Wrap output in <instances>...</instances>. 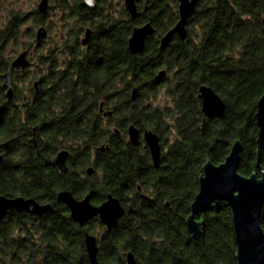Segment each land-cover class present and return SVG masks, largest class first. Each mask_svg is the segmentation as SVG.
<instances>
[{"label":"trees","instance_id":"16d2710c","mask_svg":"<svg viewBox=\"0 0 264 264\" xmlns=\"http://www.w3.org/2000/svg\"><path fill=\"white\" fill-rule=\"evenodd\" d=\"M169 1L151 0L153 8L161 9L163 13L171 10ZM31 14H37L36 8L30 13L13 10L10 19L0 27V38L4 39L7 33L12 39L17 38L21 25ZM92 15L98 16L97 19L91 16L98 31L95 50L98 45L102 49L92 52L91 82L81 87H69L64 96L74 97L71 102L61 104H74L75 107V104L84 106L82 104L89 101V114L85 115L80 106L73 107L74 113L65 117L46 115L56 102L50 92L45 95L44 108H33L41 111L40 116L35 114L27 118V134L31 133L30 126L41 122L45 133L42 135L51 146L48 153L65 142L61 138L63 135L99 143L109 133L100 127L94 109L98 98L110 99L117 92L129 97L135 84L139 94L146 96L158 93L165 85L163 88L171 98L170 106L147 108L143 115L144 120L165 136V142L170 139L165 155L167 164L155 184L157 195L155 199L138 201L135 209L128 212L109 234L101 250L100 264H126L122 257L125 250L134 252L138 264H237L233 214L225 200L214 202L209 210L197 214L202 221L200 239L192 236L186 217L199 189L203 163L208 157L215 163L223 161L237 138L243 142L239 172L251 175L254 170L261 175V168L257 166L255 112L264 91V0H202L189 23L190 34L194 37L187 41L176 39L164 51L157 47L153 38L142 51L129 49V35L134 24L142 22L141 16L134 20L110 12ZM175 20L172 15L170 19L155 18L154 22L158 30L167 31L177 22ZM35 33L33 24L27 32L29 39L22 46H31ZM162 66L172 71V75L166 77V84L155 78L156 71ZM203 83L211 85L223 97L226 102L223 116L208 118L204 115L198 96L199 86ZM116 149L117 145L113 144V150ZM110 159L107 168L111 179L120 175L122 167L126 172L123 183L133 178L143 180L141 171L135 172L140 170L138 167L118 161L116 155ZM262 166L264 168V147ZM146 178L143 181L149 186L151 180ZM11 184L8 190L16 191L14 186L19 183ZM46 186L52 188V185ZM24 192L35 194L36 190L28 185ZM28 220L24 215L13 216L12 231L15 222ZM261 222L264 227V206ZM4 234L5 231L0 230V264H8L11 253L17 261L26 257V263L36 264L39 254L36 244L24 246L13 238L10 247L4 246L1 243ZM78 251L77 246L74 254L78 255ZM57 264L91 263L83 260Z\"/></svg>","mask_w":264,"mask_h":264},{"label":"flooded vegetation","instance_id":"af4514ba","mask_svg":"<svg viewBox=\"0 0 264 264\" xmlns=\"http://www.w3.org/2000/svg\"><path fill=\"white\" fill-rule=\"evenodd\" d=\"M39 1L36 7L37 14L31 16L34 19L35 30L41 26L46 28L47 38H37L35 33L31 46L14 47L12 50L8 47L12 41L9 33L7 36L4 35V39L0 38V196L33 198L40 204H50V207L40 213L32 210L33 204L30 208L23 209L15 206L8 207L0 218V230L5 231L1 243L10 247L14 238L20 240L22 245L25 244L24 246L36 244L39 253L36 264L83 260L90 262L86 248V234L90 233L96 237L99 246L98 259L101 261V250L103 244L108 241L109 234L117 228L128 212L135 209L138 201L145 198L155 199L157 195L155 184L160 178V171L167 164L165 155L169 150L170 139L165 142V136L150 122L144 120L143 115L147 108L161 105H155L150 94L140 95L139 88L135 100L131 98V93L129 97H124L118 92L110 99L100 97L94 109L99 116L100 127L109 133L107 138L93 144L79 138L75 139L72 135H63L61 138L65 142L52 153H48L51 146L49 142H45L44 127L41 126V122L30 126L31 133L27 134V118L35 114L40 116L41 111L35 110L44 108L47 99L45 95L50 92H53L56 102L53 103L52 109L47 110L46 115L65 117L74 113V104L73 106L61 105L71 102L74 96L70 98L64 95L69 87L90 84L91 62L94 56L92 52L102 49L98 45L95 50L98 44V31L91 20L93 13L99 15L100 12H110L118 17L126 15L134 20L141 16L142 22L134 26L150 21L155 27V31L147 35L145 46L149 39H154L157 47L164 51L176 39L187 41L191 36L194 37L190 34L189 23L199 10L202 0L197 1L195 10L189 15L187 38L183 39L175 33L165 47L161 46V38L167 31L158 30L154 19H170L173 15L175 22L178 21L179 0L169 1L171 10L167 13H163L161 9H154L151 0H137L139 15L135 18L131 17L126 8L125 0H117L116 3L114 0H103L104 2L96 0L95 6L89 5L85 0H48V7L43 12L38 10ZM113 3L120 7L118 13L113 10ZM2 8L0 4V10ZM10 15L6 17L4 23L10 19ZM93 17L98 18L96 15ZM89 28L91 34L85 42L84 37ZM170 28L171 26L168 29ZM22 51H26L29 63L12 67L13 60ZM163 68L167 69V74L158 77L159 70ZM10 69V86L13 88V95L9 97L7 95L9 87H5L3 83L6 79L5 73ZM169 73V68L162 66L156 71L155 78L157 81H166ZM119 85L122 84L119 83ZM134 86L138 87L137 84ZM101 102H103L102 105ZM82 105L84 106L75 104L74 108L81 106V111L85 115L89 114L90 102L87 101ZM170 105L171 98L168 97L167 104L164 106ZM34 107L35 110H33ZM109 110L110 113L106 112ZM131 125L138 128L136 143L131 141L129 130ZM147 130L159 135L161 153L158 166L155 165L153 152L145 137ZM113 144L117 145L116 151L113 150ZM60 151L66 152L63 164L54 159ZM113 155L126 165L138 167L140 170L137 169L135 172L141 171L143 180L147 177L146 179L151 180V184L146 186L143 180L134 178L130 182L123 183L122 179L125 178L126 172L122 167H120V175L116 179L114 177L111 179L108 176L107 164L112 161L110 158ZM129 178L127 175L126 179L129 180ZM13 182L19 184L14 186L16 191L11 192L8 189L12 187ZM28 185L36 190L35 194L24 192ZM46 185H52V188L48 189ZM65 191L71 193L77 201L88 199L95 206L101 205L110 195H113L118 198L125 211L111 229L101 219L100 213L89 216L81 223L73 217L69 203L59 197V194ZM165 201L169 206V200ZM15 215L27 216L29 220L25 223L15 222L12 231V220ZM77 246L80 248L78 255L74 254ZM128 251L125 250L122 253L125 263ZM14 258L15 256L11 253L8 264L26 261V257L22 258L24 261H17ZM29 263L31 264L30 261Z\"/></svg>","mask_w":264,"mask_h":264},{"label":"water","instance_id":"95a60500","mask_svg":"<svg viewBox=\"0 0 264 264\" xmlns=\"http://www.w3.org/2000/svg\"><path fill=\"white\" fill-rule=\"evenodd\" d=\"M89 5L95 6L96 0H85ZM180 18L161 38V46L168 45L175 33L183 39L187 38L189 32L187 21L189 15L195 10L198 0H179ZM126 8L131 17L139 15L137 0H125ZM48 7V0H40L38 10L43 12ZM155 31L153 24L148 21L141 25H135L128 40L129 49L132 52L141 51L145 47L148 34ZM91 29H87L84 41H88ZM36 37H48V32L44 26L36 30ZM29 60L26 51H22L12 62V67L26 65ZM167 74V69H160L157 76L162 77ZM11 69L5 73L3 85L9 87L7 95H13V88L10 86ZM138 87L131 90V98L135 100ZM199 98L202 103V111L209 118L221 117L226 111V102L223 97L209 84L203 83L199 86ZM103 102H101V105ZM101 106V110H103ZM110 113L111 111H106ZM258 126L257 136V166L261 168V175L253 170L251 175L239 172L238 166L241 159L243 142L237 138L229 153L220 163L213 162L209 157L203 163V171L199 176V189L190 204V212L186 217V224L192 236L200 239L202 235V221L197 218V214L209 210L214 202L225 200L232 209L234 236L237 246L235 253L237 264H264V227L261 222L262 209L264 206V168L262 166V150L264 147V91L257 102L255 112ZM130 137L133 143L137 142L138 128L130 126ZM145 137L153 152L155 165H159L161 144L159 135L151 130L145 132ZM36 142V137H34ZM66 152L60 151L55 160L63 164ZM59 197L69 203L72 208V215L81 223L89 216L100 213L101 219L105 221L108 228L116 225L118 219L123 215L125 209L118 198L110 195L101 205L95 206L88 199L77 201L71 193L65 191ZM35 212H42L49 208L50 204H40L33 198L25 199L22 196L6 197L0 196V218L8 207L19 209L30 208ZM86 248L91 264H100L98 259L99 246L93 234H86ZM126 264H138L136 256L132 250L127 252Z\"/></svg>","mask_w":264,"mask_h":264},{"label":"rangeland","instance_id":"374dc122","mask_svg":"<svg viewBox=\"0 0 264 264\" xmlns=\"http://www.w3.org/2000/svg\"><path fill=\"white\" fill-rule=\"evenodd\" d=\"M38 1L39 0H0V4L3 6L2 10H0V26L3 25V23L6 20V17L8 18L9 14H11L13 10H21V11L30 13L32 12V10H34L37 7ZM114 2L116 3L117 0H114ZM112 8L117 13L120 11V7L117 4L114 5L113 3ZM30 16L21 25V28H20L21 31H20L19 36L17 38L12 39V41L10 42L8 46L10 50H12V48L14 47L22 46L26 41H28L29 39V36L27 34L28 29L32 27L34 24V19L32 18V16L31 17ZM171 75H172V71L169 73V76ZM166 83L167 81H165V84ZM164 86H162V89L158 93L156 94L150 93L155 105L157 104V105L163 106L167 104L169 95L166 93V90H165L166 88H163ZM24 264H28V263L24 261Z\"/></svg>","mask_w":264,"mask_h":264}]
</instances>
